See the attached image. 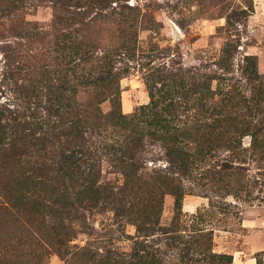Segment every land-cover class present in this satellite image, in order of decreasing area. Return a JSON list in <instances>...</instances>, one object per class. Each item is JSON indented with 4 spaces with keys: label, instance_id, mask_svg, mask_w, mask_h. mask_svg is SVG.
<instances>
[{
    "label": "rangeland",
    "instance_id": "1",
    "mask_svg": "<svg viewBox=\"0 0 264 264\" xmlns=\"http://www.w3.org/2000/svg\"><path fill=\"white\" fill-rule=\"evenodd\" d=\"M21 1L17 13L34 29L29 42L12 34L14 12L0 14V237L33 238L37 245L22 249L40 252L35 264H142L146 244L164 249L169 237L199 235H208L211 252L230 256L231 264L264 262V0ZM72 39L87 46L89 64L108 63L109 98L117 94L124 118L121 127L108 123L106 138L96 144L91 174L104 191L95 200L76 195L83 183L77 176L79 185L67 183L58 142L9 155V120L28 115L44 127L51 92L66 69L74 83L79 56L58 46ZM21 41L29 44L30 82L17 86L8 52ZM226 43L235 48L227 73L214 66ZM244 56L255 68L250 79ZM185 72L206 90L177 87ZM162 73L163 86L156 81ZM75 89L77 100L88 97ZM153 102L158 106L151 110ZM169 103L173 110L163 112ZM100 108L109 112L111 102ZM222 109L239 110L246 134L180 169L175 150L194 145L188 129L222 120ZM168 122L183 133H164ZM138 128L140 147L123 158L120 151ZM129 204L134 214L118 211Z\"/></svg>",
    "mask_w": 264,
    "mask_h": 264
},
{
    "label": "trees",
    "instance_id": "2",
    "mask_svg": "<svg viewBox=\"0 0 264 264\" xmlns=\"http://www.w3.org/2000/svg\"><path fill=\"white\" fill-rule=\"evenodd\" d=\"M22 4L21 0H0V14L10 16L12 12L14 19L10 24L12 34L21 40H30L32 35L33 24L25 22L23 19V13L18 8V4ZM11 6V8L9 7ZM1 25V24H0ZM64 38H68L67 35H63ZM71 40V39H69ZM60 43L58 46L61 51L73 52V55L79 56V63L81 70L74 76V83L67 79V69L62 77L58 87L53 88L51 95L52 99L49 100L50 107L47 109L49 121L44 123V127L38 123H30L27 116L14 117L10 119L11 122L8 129L12 132L13 136L9 143V155L12 159L15 155H25V150L22 149L26 146H42L49 144L51 141L58 142V153L60 154V164L65 172L64 177L67 183L74 185L77 181H73V178L77 176L79 182H83L79 185V192L77 196L83 198H89L90 200L98 199L102 195L104 189L97 186V181L94 180L93 157L99 149L96 144L101 142L107 135V125L113 122L119 123L120 127L124 121L120 112V104L117 99V94L114 92V97L109 98L112 95L113 88H110L109 76L110 70L107 62L99 63L95 60V64H89V57H87V46L81 42H77L75 39ZM22 41L16 43L12 51L8 52L9 59L16 65L9 69L12 72V77L15 78L14 85H23L24 82H30L26 76L30 75L28 71V58L27 46L29 44L22 45ZM88 49V48H87ZM233 44L226 43L221 51V57L214 63L222 72H229V59L234 51ZM245 61H250V66L244 69V74L250 79L254 76L255 68L251 57L244 56ZM100 65V66H98ZM23 66V68H21ZM25 69L26 73H22ZM99 69V70H98ZM69 70V69H68ZM72 70V69H71ZM178 77V75H176ZM201 77H205L203 74ZM19 80L21 82L19 83ZM157 83H161L163 86L166 81L164 74H160L156 77ZM23 82V83H22ZM32 82V80H31ZM34 82V81H33ZM35 84V82H34ZM75 86L80 87L82 94L89 93L88 97L81 101L75 98L76 89ZM177 87H187L189 91L193 93H200L206 90L205 83L198 81V78L185 73H182L177 82ZM155 88L149 87L150 98L153 99L155 95ZM112 90V91H111ZM160 96L164 95L163 89H159L157 92ZM32 96V95H31ZM165 97V96H164ZM109 100L112 108L109 112L103 113L100 105ZM158 103L153 102L151 104V110L157 108ZM163 112L169 113L173 110L171 103L163 105L161 108ZM218 114L222 115V120H216L212 123L197 124L188 129L189 137L193 140L194 145L192 147L178 148L175 153L177 158L175 163L180 166V169H184L194 164L202 162L209 152L217 150L219 148L229 145L231 142H235L237 138L243 136L247 132V124L238 120L240 115L239 110H218ZM158 112H153V117H157ZM126 125H131L132 121L124 122ZM125 127H130L126 126ZM3 130V126H0ZM164 133H183V130L164 124L162 127ZM35 130H38L39 135H35ZM144 132L138 128L133 131L134 138H128L127 142L121 149V155L127 157L136 151L140 147V134ZM1 134L3 132L1 131ZM17 142V143H16ZM128 157V159H129ZM84 171H88V176H84ZM64 198L68 201L71 200V196L67 193L63 194ZM123 215L127 213L134 214V206L129 204L128 209L122 208L118 210ZM139 214H147L146 210L138 212ZM62 228V227H61ZM66 228V227H65ZM140 226L137 229L140 231ZM62 236H67V228ZM69 230V229H68ZM67 232V233H66ZM167 234V232H164ZM29 242H33L34 246L37 242L33 238H26L23 240H16L11 235L6 239L0 237V264H35L33 261L36 257L38 261L40 252L37 251H23L22 246L27 245ZM17 247H21L20 251H16ZM172 250L171 252H169ZM142 264H231V257L225 255H216L211 252V238L208 235H199L195 238L185 240L182 236H172L168 238L166 248L159 249L155 246L145 245L142 249ZM169 252V253H168ZM257 264H264L263 259L257 258Z\"/></svg>",
    "mask_w": 264,
    "mask_h": 264
}]
</instances>
